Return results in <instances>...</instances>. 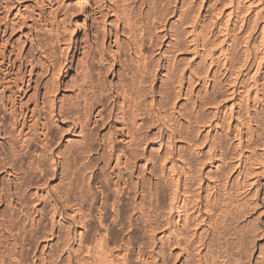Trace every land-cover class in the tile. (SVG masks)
<instances>
[{"label":"bare ground","instance_id":"6f19581e","mask_svg":"<svg viewBox=\"0 0 264 264\" xmlns=\"http://www.w3.org/2000/svg\"><path fill=\"white\" fill-rule=\"evenodd\" d=\"M0 264H264V0H0Z\"/></svg>","mask_w":264,"mask_h":264},{"label":"rangeland","instance_id":"374dc122","mask_svg":"<svg viewBox=\"0 0 264 264\" xmlns=\"http://www.w3.org/2000/svg\"><path fill=\"white\" fill-rule=\"evenodd\" d=\"M116 70H117V69H116ZM56 183H57V181H56ZM53 185H55L54 182H53ZM30 254H31V253H28V255H27V259L29 258L28 260H30V257H31V256L29 257Z\"/></svg>","mask_w":264,"mask_h":264}]
</instances>
